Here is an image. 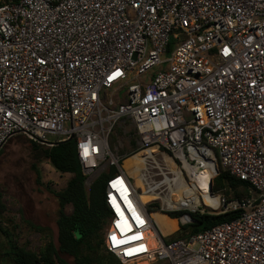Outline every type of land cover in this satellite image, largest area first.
I'll use <instances>...</instances> for the list:
<instances>
[{"label":"built area","instance_id":"2783aa9c","mask_svg":"<svg viewBox=\"0 0 264 264\" xmlns=\"http://www.w3.org/2000/svg\"><path fill=\"white\" fill-rule=\"evenodd\" d=\"M17 132L73 138L85 186L113 169L103 247L121 264H264V0H4L0 149ZM220 170L247 193L214 190ZM155 209L180 212L171 233L238 214L168 238Z\"/></svg>","mask_w":264,"mask_h":264},{"label":"trees","instance_id":"16d2710c","mask_svg":"<svg viewBox=\"0 0 264 264\" xmlns=\"http://www.w3.org/2000/svg\"><path fill=\"white\" fill-rule=\"evenodd\" d=\"M4 0H0V4ZM34 148L43 152L52 166L59 172L70 173L66 186L58 191H53L57 200L56 212V240L49 239L39 250L34 251L21 245L15 233L9 229L8 223L3 220L6 205L0 192V236L3 237L4 251L3 264H68L64 255L71 257L75 264H101L104 228L107 225L109 211L104 202V187L107 176L113 169L99 173L85 186V175L77 156L76 142L73 138L60 140L48 147H38L31 140ZM2 149V148H1ZM0 149V152H1ZM37 171V183L40 184V173ZM225 188V194L231 197H241L247 193L248 183L231 176L226 171L220 170L214 178V190ZM70 206V212L65 211ZM152 206H158L153 203ZM180 212H170L171 217ZM238 212L231 211L222 214H192L193 222L179 229L177 237L193 234L208 229L215 224L228 221L237 216ZM38 227L40 230L44 228ZM117 264H121L118 260Z\"/></svg>","mask_w":264,"mask_h":264},{"label":"rangeland","instance_id":"374dc122","mask_svg":"<svg viewBox=\"0 0 264 264\" xmlns=\"http://www.w3.org/2000/svg\"><path fill=\"white\" fill-rule=\"evenodd\" d=\"M164 67V64L153 67L140 79L147 81L149 77ZM123 92L122 89L120 95ZM115 131L118 130L115 129ZM113 136L114 134L111 138ZM46 138L48 141H55L54 136L47 135ZM35 143L38 144V147H48L37 141ZM36 170L40 173V184L36 181L38 175ZM70 176V173L57 171L49 159L43 155V152L34 148L31 139L21 132L14 134L2 147L0 152V192L6 205L3 220L8 223L9 229L15 233L19 244L26 245L31 250L39 251L49 239L56 240L57 229L54 219L58 205L56 197L52 193L63 189ZM152 207V204L147 205V209ZM70 210L69 205L65 207L66 212H70ZM155 211L159 210L155 209ZM155 215L165 234L176 229L174 222L166 219L164 221V216ZM35 226L42 227L44 230ZM148 231L153 240L151 231ZM178 232L179 229L175 230L168 238L177 237ZM2 242L4 239L0 236V264L4 263V256L1 255L4 251ZM102 255L104 256L101 258V264H117V259L111 253L104 251ZM64 258L68 264H75L71 257L64 255ZM138 264H147V262L141 261Z\"/></svg>","mask_w":264,"mask_h":264},{"label":"bare ground","instance_id":"6f19581e","mask_svg":"<svg viewBox=\"0 0 264 264\" xmlns=\"http://www.w3.org/2000/svg\"><path fill=\"white\" fill-rule=\"evenodd\" d=\"M140 157H139V155H137V154H135L133 157H129V158H127L126 160H125V162H124V164H125V166H129L130 165V163H131V161L133 160V159H139ZM127 161H129V164H127ZM136 183H138V184H140V181H139V179L137 178V180H136ZM185 193H187V190H185ZM149 195H147V194H144V193H142L141 194V200L143 201V202H146V201H148V200H150V197H148ZM192 205V202H186V206H191ZM155 214H159V215H162V216H164V221H165V219L166 220H170V221H172V222H174V224H175V226H176V220L175 219H173V218H171V217H168L166 214H164V213H161V212H159V211H154L153 213H152V217L154 218V220L157 222V224H158V226H159V228H160V230H161V232L162 233H164L165 234V232H163V230H162V228H161V226H160V224H159V222L157 221V219H156V215ZM163 224V222H162V220H161V225ZM148 230H150L151 231V233H152V235H153V240H151V245L152 246H155L156 245V240H155V234H154V232L151 230V229H148ZM147 264H149L148 262H147ZM151 264H168L167 263V261L166 260H153L152 262H151Z\"/></svg>","mask_w":264,"mask_h":264},{"label":"crops","instance_id":"0c3cea01","mask_svg":"<svg viewBox=\"0 0 264 264\" xmlns=\"http://www.w3.org/2000/svg\"><path fill=\"white\" fill-rule=\"evenodd\" d=\"M56 217H57V215H55L54 223H55V221H56ZM108 220H109V216H108V218H107V224H108ZM55 226H56V223H55ZM106 226H107V225H106ZM106 226H105V228H104V232H105ZM56 229H57V228H56Z\"/></svg>","mask_w":264,"mask_h":264},{"label":"water","instance_id":"95a60500","mask_svg":"<svg viewBox=\"0 0 264 264\" xmlns=\"http://www.w3.org/2000/svg\"><path fill=\"white\" fill-rule=\"evenodd\" d=\"M56 142H58V141H56ZM56 142H54V143H56ZM54 143H53V144H54ZM41 264H42V263H41Z\"/></svg>","mask_w":264,"mask_h":264}]
</instances>
